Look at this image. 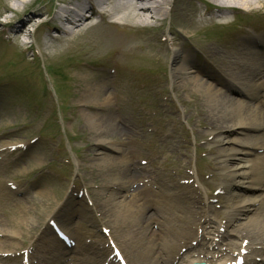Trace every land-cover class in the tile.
I'll use <instances>...</instances> for the list:
<instances>
[{"label": "rangeland", "instance_id": "374dc122", "mask_svg": "<svg viewBox=\"0 0 264 264\" xmlns=\"http://www.w3.org/2000/svg\"><path fill=\"white\" fill-rule=\"evenodd\" d=\"M203 1L208 5H214L212 0ZM54 4H56L55 0H31L24 8V13L30 12L32 8L51 13ZM1 5L0 0V8ZM195 5L199 7L200 12L204 11L205 7L197 0ZM237 11L239 10L231 12L230 16L238 14ZM251 16L250 19L253 18ZM2 18L0 17V21L3 20ZM259 19V23L263 24L264 18L259 17ZM230 20L234 21L232 18ZM249 23L255 24L253 21ZM170 25V19L166 18L150 30L132 29L129 32L146 39L135 44L121 58L117 56L115 50H109L90 57V61L86 55L94 52L95 47L87 43L80 44L65 54L54 56L48 61L44 60L39 39L47 27L42 25H39L35 32L33 28L36 25L30 27L29 31L32 35L26 38L30 48L24 55L18 51V47H10L0 41V160L5 166L0 167V183L5 186H16L18 189L20 187L23 189L27 184L31 194L43 190L53 191L48 201L50 204L44 207L45 212L37 217V220L32 216L30 221H35L31 224V228L28 227L30 221L24 220L25 217L22 216L18 206H13L9 199H0V238L2 240L7 238V242L11 243L4 248L6 252L21 251L28 247L33 250L30 246L33 243L37 248L35 251L37 255L44 254L46 250L53 254L55 243L51 239L52 234L47 223L52 217V219H58L71 232L77 231L78 234L88 235L74 238V242L77 241L78 244L68 249L69 253L65 258L70 255H79L77 258L85 264H91L89 257L92 255L87 253L90 248L88 242L91 240L106 248L107 240L106 235L102 233V227L111 230V224H105L103 221L109 220L112 215L118 216L119 213H124L128 205L136 203L135 193L138 182L115 189V186L108 181L110 174H118L123 166L128 164L122 151L110 149L104 151L105 154L119 158L117 164L112 167L101 163L102 156L98 162L94 157L99 152L96 146L97 141L91 129L84 123L78 103L89 77L88 73L81 70L83 67L87 69V72L96 71L106 74L108 81L101 80L100 83H105L112 95L110 96L112 112L115 115H123L132 129L137 130L138 127L142 128L141 124H147L148 134H137L128 141L116 143L117 147L113 145V148H119L128 153V160L131 163L146 160L152 162L159 153L152 145L156 132L163 131L168 135L175 133V139L163 153H159L157 159L159 174L164 176L161 181L167 188L170 186L166 170H162L163 165L168 164L169 172L173 173L177 181L194 180L190 183L191 185H186L185 189L179 191L181 194L188 196L189 192H195L194 188H198L204 204H210L221 212L222 217L223 213H227L228 204L225 195L216 198L218 195H215V189L218 186L210 185L211 192L208 200L205 196L208 186L201 187L193 172L195 168L199 177L203 174L205 180L209 178V174L206 173L207 166L211 161L219 160L217 152L220 148L218 142H215L216 135L213 136L210 128H204L194 113L193 107L201 105L206 109V99L200 93L191 92V90H181L177 93L173 91V81L169 73L172 48L169 41ZM209 27L205 26L198 31L190 30L189 35L195 38V41L204 43L224 41L227 38L228 33L222 36L217 33L211 34V31L216 28ZM222 29L228 31L226 28ZM243 33L252 35L247 29ZM182 38L180 41H188L190 48L196 53V47L191 40H187L185 36ZM162 43L168 49V55L164 61L161 58L160 44ZM49 67H53L52 72H49ZM223 79L227 80V77ZM162 84L164 85L162 90L153 91V87ZM54 88L58 91L56 94L53 92ZM114 96L117 98L115 99ZM189 108H193L191 112L188 111ZM97 117L102 118L99 115ZM237 137L239 136H231L230 139ZM156 143L159 144V148L162 147L161 141ZM177 146L181 148L179 157L173 154ZM232 146L239 147L237 144ZM11 160L16 162L11 163ZM18 160H21V163ZM176 161L181 165L185 164L186 167L180 169L175 164ZM6 164L10 168L7 169L8 171H6ZM141 166L148 171L153 170L151 165L145 166L141 163ZM216 167L214 173L221 180L227 178L223 175L221 168L219 169V165ZM81 190H83L82 194ZM259 193L261 191L256 190L249 191L245 195L248 197ZM86 194L88 199L85 197ZM15 196L21 197L22 194L17 193ZM116 204H119V207ZM86 210L90 213L87 214ZM92 214L95 215L94 225L88 220ZM46 215L48 216L45 219ZM211 217L213 219L212 213ZM221 222L224 224L225 219L222 218ZM219 223V221H212L209 226L215 227ZM129 228L121 229L124 236ZM234 229L236 230L235 226L228 228L227 235L233 234ZM15 230L17 233H14L13 239L5 234ZM44 234L47 242L42 245L39 241H35L38 236ZM91 235L94 236L89 237ZM113 236V240L122 249L132 245V243L129 244L130 241L127 243L122 241L121 233ZM234 240L239 243L238 240ZM58 242L63 245L60 241ZM132 246L134 250L138 245ZM51 258L54 260L56 256L51 255ZM35 259L39 260V257L36 256ZM51 262L58 264L55 260Z\"/></svg>", "mask_w": 264, "mask_h": 264}, {"label": "bare ground", "instance_id": "6f19581e", "mask_svg": "<svg viewBox=\"0 0 264 264\" xmlns=\"http://www.w3.org/2000/svg\"><path fill=\"white\" fill-rule=\"evenodd\" d=\"M30 1L1 0L0 17H4L7 25L3 27L0 22V33L13 47H24L27 46L26 38L31 34L29 31L31 26L51 21L52 26L48 27L39 39L42 56L46 61L85 43L95 47L94 52L86 55L88 60L92 56L109 50H115L117 56L121 58L135 44L146 39L139 38L129 31L138 28L152 29L158 22L166 18L170 19L169 41L172 48L169 73L173 81V91L177 93L181 90H191V92L200 93L206 99V109L199 104L200 107H193L194 113L199 123L203 124L204 128H210L213 136L216 135L215 142H218L220 148L217 153L219 161L211 162L212 165L208 167L211 178L207 181V185L210 186L218 181L212 171L216 165H221V171H224V176L228 179L224 178L226 183L223 186L220 185V189L221 193L226 194L230 208L224 223L225 229L239 219H247V214L256 207L255 202L245 198L243 192L264 187V92L260 91V88L264 86V34L258 37L233 36L227 41L202 43L198 46V53L192 51L188 41L179 40L185 36L187 40L196 43L195 38L189 35L190 30L197 31L209 25H227L232 10L264 14V0H212L214 5L209 6L202 13L195 5L196 0H57L63 3V6H55V12L52 15L39 9L24 13V8ZM197 1L203 2V0ZM160 45L162 46L161 58L166 60L168 49L163 43ZM199 54L213 67L202 68L194 60ZM85 63L88 64V62ZM81 70L88 73L89 77L78 103L82 119L97 141L96 146L99 152L94 157L97 162L103 157L102 160L100 159L101 163L112 167L117 164L119 158L105 154L104 151L110 149L123 152L124 150L119 148L114 149L113 145L132 139L140 129L130 128V124L126 123L127 119L123 115H115L112 112V98H110L112 95L105 83H100L101 80L108 81L106 74L96 71L87 72L84 67ZM222 74L226 75L231 82H225ZM163 87L164 85H158L153 90L158 92ZM114 98L117 97L114 96ZM192 109L189 108L188 111L191 112ZM97 115L102 118H98ZM175 136V133L168 135L158 131L156 139L164 143L158 152L163 153ZM231 136L239 137L230 139ZM234 144L239 147H233ZM258 150L261 152L258 153ZM122 154L128 158L126 152ZM173 154L175 157L181 155L180 146L174 149ZM249 156L254 158L248 159ZM18 162L21 163V160ZM127 163L118 174H110L108 181L115 186V189L129 186L137 180L142 182L135 194L136 203L128 205L124 213H119L118 216L112 215L109 220L103 221L105 224H111L113 235L122 234L123 242L130 241L129 244L138 245L134 250L132 245L125 247L126 250L123 251L125 254L122 253L125 262L128 264L129 259L136 262L154 258L157 243H161L164 248L160 250V253L165 250L171 259L178 253L179 245L189 246L190 239L196 236L197 228H201L199 241L202 245L201 249L206 250V254L199 261L207 259L209 263H213V258L208 255L218 244L213 242L214 234L211 238H208L206 234L213 233V229L209 226L213 220L211 213L217 220L221 216L220 212L213 210L208 204L204 205L199 195L184 197L186 208L177 203L168 204L170 202L166 200H171V197L157 194L153 188V185L157 184L159 190L166 189L162 183H159L164 176L159 174L157 161H152L153 171L151 172L146 171L136 161L130 163L127 160ZM177 165L179 168L186 167L185 164L181 165L178 162ZM162 170H166V176L171 183H178L170 174L168 164L163 165ZM175 189H178V186ZM183 189H185L184 186ZM52 192V190H43L31 194L28 188L23 187L21 197L9 200L13 206L20 208L22 216L25 217L24 220L29 222L32 216L37 220V217L45 212L44 207L50 204L48 201ZM208 193L209 191L207 196ZM116 205L119 207V204ZM261 215L264 216V209L258 217ZM257 219L249 218L250 222L246 224L255 225ZM34 221H30L28 227L31 228ZM260 221L263 222L259 223V230L264 227V220ZM124 228H129L125 233L126 236L121 230ZM239 229L238 235L252 241L257 240L255 233L247 230L246 226ZM14 233H17L16 230L5 234L14 238ZM6 245L0 240V248ZM263 248L264 246L257 248L256 252L263 254ZM189 249L193 247L190 246ZM94 250V254L101 251L97 247ZM99 254L103 255V252ZM31 256L33 257L34 254ZM45 258H42L43 261ZM156 261L164 264L159 259ZM261 261L264 259L262 258ZM4 263L5 261L1 264ZM255 263L254 260L251 261V264Z\"/></svg>", "mask_w": 264, "mask_h": 264}]
</instances>
